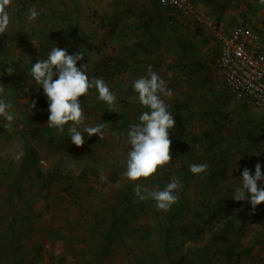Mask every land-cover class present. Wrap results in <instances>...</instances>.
<instances>
[{
	"label": "rangeland",
	"instance_id": "rangeland-1",
	"mask_svg": "<svg viewBox=\"0 0 264 264\" xmlns=\"http://www.w3.org/2000/svg\"><path fill=\"white\" fill-rule=\"evenodd\" d=\"M196 2L207 19L198 28L194 16L156 0H12L8 34L0 35V99L14 116L7 128L0 117V264H227L231 252L229 264H264V203L253 212L248 201L232 198L245 167L254 175L259 162L264 174V112L226 88L216 41L220 27L255 29L264 41V5ZM32 7L39 15L29 21ZM55 46L82 51L77 67L86 64L89 79L102 78L115 94L119 113L109 112L94 88L80 97L85 123H106L103 139L84 133L77 147L68 125L62 133L47 127L48 106L39 117L31 110L43 91L32 64ZM149 65L173 93L162 97L175 119L173 159L148 180L131 182L122 175L127 133L147 111L132 85ZM8 67L15 74L7 75ZM28 149L43 177L22 169ZM192 164L207 171L194 175ZM186 174L189 186L166 212L135 196V183L160 191L174 177L183 186Z\"/></svg>",
	"mask_w": 264,
	"mask_h": 264
},
{
	"label": "clouds",
	"instance_id": "clouds-1",
	"mask_svg": "<svg viewBox=\"0 0 264 264\" xmlns=\"http://www.w3.org/2000/svg\"><path fill=\"white\" fill-rule=\"evenodd\" d=\"M12 0H0V35L8 34L10 16L8 8ZM264 5V0H259ZM28 20H35L39 13L35 7L29 9ZM34 45V44H33ZM35 46V45H34ZM84 58L82 51L69 55L67 48L53 47L47 59L38 60L32 64L30 75L35 83L43 88L47 97L49 117L47 127L57 132H64L68 125V137L77 147L85 143L84 133L87 137L94 135L103 139L106 123L96 126H88L85 123L86 117L81 108L80 97L88 94L90 89L98 93L97 100L104 102L109 112L119 113L115 108L116 96L110 90L102 78H91L85 70L86 64L77 67V62ZM6 74H15V69L8 67ZM54 77H58L54 79ZM137 94L138 103L147 109L139 116V122L130 125L128 143L131 150L126 161V171L122 175L131 182L148 180L157 173L159 168L172 161L171 140L169 130L175 128V119L168 110V105L162 97H171L172 91L166 87V82L158 73L152 70L149 65L147 73L135 81L132 85ZM4 89L0 87V93ZM12 105L0 99V117L8 123L4 127H10L14 120L10 109ZM36 108V101H31V110ZM259 155V153H255ZM206 164H192L189 170L192 174L198 175L207 171ZM105 177L101 175V179ZM239 180V187L236 188L232 198L239 201H248L252 211L255 212L258 205L264 203V187L258 186V181L264 180L261 171V164H255V174L245 167ZM182 184L175 177L163 190L145 191L142 183H135V196L141 201H154L153 207L157 211H168L173 204L178 202V190Z\"/></svg>",
	"mask_w": 264,
	"mask_h": 264
},
{
	"label": "built area",
	"instance_id": "built-area-1",
	"mask_svg": "<svg viewBox=\"0 0 264 264\" xmlns=\"http://www.w3.org/2000/svg\"><path fill=\"white\" fill-rule=\"evenodd\" d=\"M157 2L162 8L173 9L181 16H194L197 28L207 23L193 0ZM216 39L219 45L217 67L226 88L237 99L264 112V41L261 33L251 28L228 33L220 27Z\"/></svg>",
	"mask_w": 264,
	"mask_h": 264
},
{
	"label": "trees",
	"instance_id": "trees-1",
	"mask_svg": "<svg viewBox=\"0 0 264 264\" xmlns=\"http://www.w3.org/2000/svg\"><path fill=\"white\" fill-rule=\"evenodd\" d=\"M157 1V0H156ZM194 1V3L197 5L198 3L196 2V0H193ZM158 3V2H157ZM168 10V9H167ZM169 11H175V10H173V9H169ZM131 18V17H130ZM196 31L197 32H199L200 30L199 29H196ZM34 101H36V111H37V117H39L42 113H43V111H44V109H46V107L48 106V101H47V97L44 95V93H43V91H42V94L38 97V98H34L33 99ZM39 164V158H38V155L36 154V152L35 151H33L32 149H28V150H26V152H25V156H24V160H23V163H22V169L24 168V167H28V168H30V169H34V170H36V172H38V175L40 176V177H43V174L37 169V165ZM186 169H188V168H186ZM189 175H185V178H184V183H183V186H182V189H185V188H187L188 186H189ZM249 203V202H248ZM250 204V203H249ZM215 216H213V217H210V218H208L207 219V224H210L211 225V223H212V221H214V218ZM246 223V222H245ZM231 225V222H229L228 224H227V226L229 227ZM168 229H169V231L171 232V231H173L170 227H168ZM243 229V228H242ZM184 230V229H183ZM185 230L184 231H182V235L184 236L185 235ZM226 233V232H225ZM224 232H221L220 234H218L219 235V237H218V239H221L222 238V240H225V238L222 236V235H224L225 234ZM221 237V238H220ZM226 241V240H225ZM232 253V252H231ZM231 253H229V254H226L229 258H228V260L230 261V262H228V261H226L225 263H227V264H229V263H231V257H230V255H231ZM224 262V261H223Z\"/></svg>",
	"mask_w": 264,
	"mask_h": 264
},
{
	"label": "crops",
	"instance_id": "crops-1",
	"mask_svg": "<svg viewBox=\"0 0 264 264\" xmlns=\"http://www.w3.org/2000/svg\"><path fill=\"white\" fill-rule=\"evenodd\" d=\"M198 6H200L201 4H197ZM108 7V6H107ZM63 32L67 33L66 30H64ZM64 33V34H65ZM217 41V40H216ZM218 55H219V47H218Z\"/></svg>",
	"mask_w": 264,
	"mask_h": 264
}]
</instances>
